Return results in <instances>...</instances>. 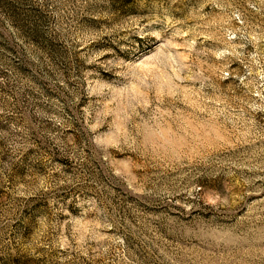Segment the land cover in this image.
Returning <instances> with one entry per match:
<instances>
[{"label": "rangeland", "instance_id": "374dc122", "mask_svg": "<svg viewBox=\"0 0 264 264\" xmlns=\"http://www.w3.org/2000/svg\"><path fill=\"white\" fill-rule=\"evenodd\" d=\"M0 264H264V0H0Z\"/></svg>", "mask_w": 264, "mask_h": 264}]
</instances>
